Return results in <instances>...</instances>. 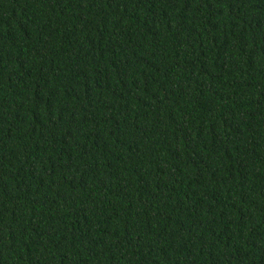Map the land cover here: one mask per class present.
<instances>
[{"label": "trees", "instance_id": "1", "mask_svg": "<svg viewBox=\"0 0 264 264\" xmlns=\"http://www.w3.org/2000/svg\"><path fill=\"white\" fill-rule=\"evenodd\" d=\"M0 264H264V0H0Z\"/></svg>", "mask_w": 264, "mask_h": 264}]
</instances>
